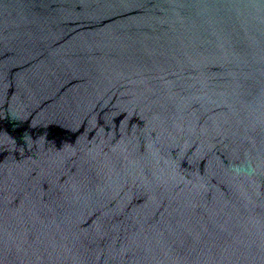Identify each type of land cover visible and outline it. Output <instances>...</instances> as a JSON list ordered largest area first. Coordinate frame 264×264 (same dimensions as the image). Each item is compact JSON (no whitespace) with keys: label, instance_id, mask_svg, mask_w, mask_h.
<instances>
[{"label":"water","instance_id":"obj_1","mask_svg":"<svg viewBox=\"0 0 264 264\" xmlns=\"http://www.w3.org/2000/svg\"><path fill=\"white\" fill-rule=\"evenodd\" d=\"M0 264H264V0H0Z\"/></svg>","mask_w":264,"mask_h":264}]
</instances>
